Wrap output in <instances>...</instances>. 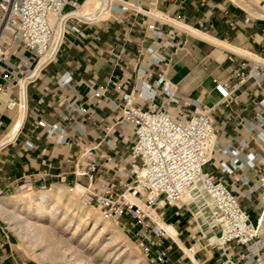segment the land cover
Masks as SVG:
<instances>
[{"label": "crops", "instance_id": "0c3cea01", "mask_svg": "<svg viewBox=\"0 0 264 264\" xmlns=\"http://www.w3.org/2000/svg\"><path fill=\"white\" fill-rule=\"evenodd\" d=\"M123 1L140 9L142 14L129 12L113 15L109 0L105 17L88 21L92 23L82 25L78 35L68 34L55 59L41 69L36 80L27 86L25 118L15 134L16 128L11 129L16 114L4 106L8 94L0 95V196L17 190H22L20 193L32 191L40 184L52 186L72 182L73 164L81 157L82 148L94 146L99 136L114 141L111 149L101 143L94 150L96 156L104 155L99 161L101 179L111 183H116L118 178L129 182L131 171L140 162L125 147L128 136L125 130L116 127L105 135V126L113 123L116 117V111L108 106L107 100L122 106V94L133 92L134 103L142 106L135 94V84L152 83L158 73L164 74V80L171 86L167 90L173 91L182 105L192 101L209 106L216 104L219 94L214 90L211 78L235 82L237 79L233 74L238 70L236 60H240V57L253 58L191 35L179 23L216 38L230 48L263 56L264 60L260 48L264 42V22L248 18L242 8L228 0ZM159 15L166 16L165 23L159 25L164 33L175 30L171 36L161 37L171 56L157 65H150V56L144 52L152 42L146 24L151 22L149 17ZM110 48H114V52H110ZM162 51L160 45L159 54ZM229 57L234 61H230ZM138 68H145L143 76L138 74ZM62 76L63 80L71 79L68 85L60 81ZM16 93L15 88L10 91L12 96H16ZM96 93L102 96H96ZM237 94L238 99L232 104L216 106L213 115L216 141L212 159L203 167V171L226 182L255 224L261 210L258 193L252 192L249 198L245 194L249 188L256 186L258 171L241 168L222 173L219 166V162L231 159L221 150V146L231 142L233 150H240L235 137L247 143L243 153H258L264 147L262 133L239 125V122L244 124L253 120L255 103L262 99L263 93L252 85V80H248L237 90ZM157 98L158 103L166 105L165 94H159ZM79 106L85 107L89 120L77 111ZM168 108L174 111L173 105ZM55 110L66 114L67 119L59 118ZM228 116L230 121H226ZM20 117L17 122H20ZM38 119L47 124H56L58 132L48 136L43 128H32ZM73 119L79 122V130H83L86 137L78 135ZM9 133L11 136L14 134L12 138ZM246 180L247 184L241 183ZM212 212L213 207L207 199L196 201L191 198L190 202L181 200L175 206L163 208L158 215L162 223L174 229L176 237L172 238L180 247H197L195 257L203 264H247L244 259L246 250L242 246H223L221 249L217 243L210 246L205 244L220 232L212 223ZM9 231L0 221V264H37L20 253L14 235ZM164 246H171L169 258L173 262L180 251L168 238L164 239ZM259 264H264V249L259 251Z\"/></svg>", "mask_w": 264, "mask_h": 264}, {"label": "built area", "instance_id": "2783aa9c", "mask_svg": "<svg viewBox=\"0 0 264 264\" xmlns=\"http://www.w3.org/2000/svg\"><path fill=\"white\" fill-rule=\"evenodd\" d=\"M83 1L0 0V95L8 94L4 106L16 114L13 124L16 132L25 118L27 86L36 80L41 69L55 59L68 34L78 35L82 25L92 23L69 15ZM229 2L237 6L234 1ZM111 4L113 15L120 16L129 12L134 15L142 14L140 9L123 0H111ZM51 18L59 19L62 23L63 34L59 41L54 40L57 25ZM149 18L151 22L146 24V28L151 32L152 42L144 52L150 56L149 64L157 65L171 56L166 50L167 45L161 42V37L171 36L175 30L170 29L164 33L160 29L159 25L165 23L166 16ZM160 45L163 47L161 54ZM260 48L264 55V42L260 44ZM109 51L114 52V48ZM42 57L44 59L41 61ZM258 57L263 59V56ZM229 60L234 61L231 57ZM248 62L251 63L250 66ZM236 64L238 70L233 74L237 79L235 82L211 78L219 100L210 106L198 101L182 105L173 95V91L167 90L171 86L164 80L163 73H158L157 79L152 83L135 84V94L142 106L134 103L133 92L122 94V106L107 100L108 106L116 111V117L113 123L105 126V135L116 127L125 130L128 134L125 147L140 162L131 171L129 182L119 178L116 183L101 179L102 167L99 161L104 155L96 156L94 150L101 143L109 149L114 146V141L105 136H99L94 146L83 147L81 157L73 164V180L65 183L68 192L74 193L79 189L83 202L95 208L105 220L118 223L127 216L134 221L132 227L136 228L135 234L141 239L148 264H203L195 257L198 249L194 245L180 247L159 224L161 219L158 215L163 208L177 205L183 192L194 182H200L207 199L221 216L219 235L214 242L207 245L217 243L222 247L242 246L246 250L244 259L247 264H259V251L264 249V147L258 153H243L247 143L235 137L234 141H238L240 150H233L231 142L224 144L221 150L226 153L231 151L234 158L228 162H219L222 173H231L241 168L258 171L256 186L249 188L245 194L249 198L252 192L258 193L261 210L255 224L242 209L226 182L221 177H213L203 171V167L210 163L214 151L217 129L213 115L216 106H228L236 101L237 90L248 80H252V85L263 96L255 103L256 113L253 120L244 124L239 122V125H244L249 131L262 133L264 138V64L244 57L236 60ZM137 72L143 76L145 68H138ZM62 78L63 76L60 81L68 85L71 79ZM14 88L17 91L16 96L10 94ZM159 94L166 95V105L158 103ZM169 105L174 106V111L169 110ZM77 111L90 119L85 107L79 106ZM54 113L63 120L67 119L66 114H60L57 110ZM20 114L22 117L18 124ZM230 119L228 116L226 121ZM72 121L78 135L86 137L87 134L79 130V122L74 119ZM32 128H43L48 136H53L59 130L56 124H47L42 119L33 123ZM241 183L245 185L248 180ZM50 186L40 184L35 189L45 191ZM137 203L144 209H140ZM151 212H155L158 219L153 218ZM166 238L180 251L173 262L169 258L171 246H164Z\"/></svg>", "mask_w": 264, "mask_h": 264}, {"label": "bare ground", "instance_id": "6f19581e", "mask_svg": "<svg viewBox=\"0 0 264 264\" xmlns=\"http://www.w3.org/2000/svg\"><path fill=\"white\" fill-rule=\"evenodd\" d=\"M108 1L109 0H84L83 1L84 3L82 2L80 7L76 10H73L69 15L75 16L84 21H93L98 17L103 18L106 16V8L108 5ZM232 1H234L236 5L239 6V8H242L245 12L249 13L250 15L259 19H264V0H253L249 2H241L240 0H232ZM51 21L57 25L56 39H58L59 41L63 32L62 23H60L59 19H55V18H51ZM170 22H173L174 24L176 23L175 21L172 20ZM178 25L182 27L184 30L188 31L191 35L207 40L214 45L223 48H228L236 54L252 56L253 60L264 64V60L256 55H249L247 52L243 50L237 48H230L223 42L217 40L216 38L209 37L193 28L191 29L183 25L182 23H179ZM43 59L44 57L41 58V61ZM21 117H20V121H21ZM17 123L19 124L20 122L18 121ZM14 129L15 128L13 126L11 130L13 131ZM15 133L16 131L14 132V134ZM12 136L10 138H12ZM228 152L227 155L231 159H233V156L231 155L232 152L231 151H230L231 153ZM66 189L67 188H65L63 185L56 184V185H52L48 191L45 190V191L32 192L29 195L19 194L18 196L12 197L11 199L0 197V219H2L4 222H7L9 224L11 229L14 230V232L20 238L24 246L27 248V250L31 251L32 246H30L31 242H29V239L27 237L28 235L25 231H22L24 230L23 227L29 223V220L27 219L28 215L29 216L32 215L35 218H39V219L45 218V220H47L48 225L43 228H45V230L48 233L50 232L53 235L55 233L54 228L52 227V225L54 224L53 220L55 221L58 220L57 224L55 225V228L57 227V225L61 223L63 225H66L64 230H67L70 224L74 225V223L76 222L77 223L76 226L74 228L72 227L73 228L72 235H74L79 232L80 224H86V221L92 217L93 220L91 222L92 227L90 231L82 238V240H85L86 238L90 237V240L92 241L89 243V246H93L95 243L100 241V239L106 233L108 235L107 238L108 242L105 243L103 248L100 250L99 252L100 254L103 253L104 250L108 247L111 246L118 247L117 249L120 250L121 252L117 255L118 256L117 258L121 257V255L122 257L126 256L129 260H132L133 264H140L141 261L135 257V254L129 247L128 243L126 242L124 236L120 233V231L114 226H112L110 222L109 225L108 220L101 219L98 213H92L91 207H86L79 201L77 195L79 194L80 190L77 189L76 193L74 194V193H69L67 191L68 189L67 190ZM191 198H194V200L196 201H199L201 199H207L204 188L200 184V182H194L190 184L181 196V200L184 202H190ZM137 205L139 206L140 209H144L141 204L137 203ZM19 212H23V213L20 214ZM151 214L153 218L158 219V216L155 212H151ZM210 217L212 218V223L215 224V226L220 229L222 222L221 216L215 210L214 207ZM159 224L160 225L163 224V226L162 225L161 226L166 230L167 233L171 235V237L175 236L174 229L170 225L164 224L162 223V221H159ZM55 238L56 237H54V239ZM219 247L223 249L222 246L219 245ZM44 253H45L44 251L38 252L37 257L41 259L44 258L45 256ZM108 255L109 254H106V257H108ZM117 258L115 259L118 260Z\"/></svg>", "mask_w": 264, "mask_h": 264}, {"label": "rangeland", "instance_id": "374dc122", "mask_svg": "<svg viewBox=\"0 0 264 264\" xmlns=\"http://www.w3.org/2000/svg\"><path fill=\"white\" fill-rule=\"evenodd\" d=\"M244 14L252 20L264 22V19L256 18L245 11ZM56 38H57V33L55 32L54 40H56ZM9 136H11L10 133ZM215 141L216 138L214 142ZM63 186L67 188L65 184H63ZM49 189H47L46 191H48ZM21 191L22 190H17L16 192L11 193L9 195L1 194L0 197L11 199L12 197L18 196L19 194L29 195L32 192H37L36 189H32V191L20 193ZM75 193L76 192H74V194ZM79 194L77 195L79 201L84 206L90 207L89 205L83 202L81 195ZM91 211L92 213H98L100 218L103 219L100 213L95 208L92 209L91 207ZM19 213L21 214L23 212H19ZM27 219L29 220V223L23 227L24 230L22 231H25L28 235L27 237L29 239V242H31V244L30 243L29 244L30 246L33 247V248L31 247V251L27 250V248L24 246L20 238L17 236L14 230L11 229V227L7 222H4L2 219H0V221H2L3 225L6 228H8V230H10L9 231L10 233L14 235L17 248L19 249L20 253L27 258L33 259L37 264H133L132 260H129L126 256L122 257L121 255V257L117 258L118 257L117 255L121 252L120 250L117 249L118 247L111 246L112 248L108 247L104 250L103 253L101 254L99 253L100 250L105 245V243L108 242L107 240L108 235L106 233L100 239V241L95 243L93 246H89V243L92 241L90 240V237L86 238L85 240H82V238L90 231L92 227V223H91L93 221L92 217L86 221V224H80L79 232L74 235H72V233H73V228L77 224L76 222L74 223V225L70 224L69 228L67 230H64L66 225H63L61 223L57 225V227L55 228V225L57 224L58 220L57 221L53 220L54 224L52 225V227L54 228V232H55L54 235L56 236H54L50 232L48 233L45 230V228H43L48 225L47 220H45V218L39 219V218H35L32 215L31 216L28 215ZM109 222L111 223L112 226L117 228L120 231V233L124 236L129 247L135 254V257L141 261L140 264H148L147 257L145 256V252H144V247L141 245V239L135 234L136 228L132 227L134 221L130 220L127 216H125L118 223L108 220V223ZM205 235H207L206 232ZM54 237H56L57 239L56 238L54 239ZM215 238H216L215 236L212 237L211 240L209 242H205V244L214 242ZM40 251L45 252L44 253L45 256L42 259L37 257V253ZM105 252L106 254H109L108 257H106ZM115 258H117L118 260H116Z\"/></svg>", "mask_w": 264, "mask_h": 264}]
</instances>
